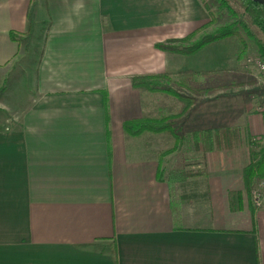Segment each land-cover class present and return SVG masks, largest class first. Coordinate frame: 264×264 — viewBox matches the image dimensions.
<instances>
[{
    "label": "crops",
    "instance_id": "crops-1",
    "mask_svg": "<svg viewBox=\"0 0 264 264\" xmlns=\"http://www.w3.org/2000/svg\"><path fill=\"white\" fill-rule=\"evenodd\" d=\"M208 20L199 0H0V80L37 58L23 112L0 107V264H264V205L221 157L263 136L264 89L244 82L239 54L231 63L236 39L193 56L156 46ZM187 71L210 76L180 79L182 93L212 90L178 138L128 135L180 107L132 79L169 73L178 89ZM220 129L241 134L217 153ZM161 143L176 149L162 159Z\"/></svg>",
    "mask_w": 264,
    "mask_h": 264
},
{
    "label": "trees",
    "instance_id": "trees-1",
    "mask_svg": "<svg viewBox=\"0 0 264 264\" xmlns=\"http://www.w3.org/2000/svg\"><path fill=\"white\" fill-rule=\"evenodd\" d=\"M209 15V21L203 26L193 31L183 39L167 41L166 43L157 44V48L165 51L185 56H193L209 47L223 43L229 39H236L242 44V51L239 54V60L247 54L249 46L243 34L248 37L256 47L257 58L264 63V6L250 0H217L218 5L223 11H227L233 18L231 23L225 24L214 29L218 23V16L212 11L206 0H200ZM222 13V12H221ZM220 13V14H221ZM213 31L208 32V30ZM201 36V37H200ZM256 58V57H255ZM247 62V61H246ZM246 64V63H245ZM244 66V65H243ZM246 66V65H245ZM209 73H194L187 71L178 74L177 87L172 88L170 85L172 79L169 73L163 75H146L134 77L132 79L133 87L136 89H145L149 92H163L175 98L180 107L174 115L160 118H144L140 121H132L124 124L125 132L130 136H140L146 133L166 134L171 138H178L179 134L176 129L177 121L183 119L196 103V97L202 92L207 93L212 90L191 89L194 95L182 93L179 88L187 87L182 78L194 79L196 77H208ZM229 89V87H224ZM240 132L231 129H220L217 131V137L214 141V149L217 153L230 150L234 144L237 145L240 140ZM253 158L243 170V188L248 197L253 199V192L259 189V185L264 181V135L261 139L252 143ZM166 150L161 153L163 159L174 152ZM164 173V170H162ZM160 179L161 169H160ZM233 194V193H232ZM254 202V201H253ZM264 205V203H263Z\"/></svg>",
    "mask_w": 264,
    "mask_h": 264
},
{
    "label": "rangeland",
    "instance_id": "rangeland-1",
    "mask_svg": "<svg viewBox=\"0 0 264 264\" xmlns=\"http://www.w3.org/2000/svg\"><path fill=\"white\" fill-rule=\"evenodd\" d=\"M206 2L210 5L212 11L218 16V18H217L218 23L214 26L215 27L214 29L219 28L221 26H224L225 24L231 23L233 21V18L230 17L229 13L225 10L223 11V9L220 8L217 0H206ZM211 31H213V29L208 30V32H211ZM243 35L245 37V40L248 43L249 49H248L247 54L243 56V58L241 60L240 67L244 65L243 67L246 70H241V69H237V70H241L243 72L242 75L244 76L245 79H243V78H241V79H243L244 82L246 81V84L247 83H251V84L257 83L259 85L258 89L260 87H261V89H264V72L260 71L255 66L249 65L247 63L248 59H251L253 61V58H255V57L257 58L256 47L253 44V42L248 37L245 36V34H243ZM236 42H237L236 46L239 45V52H236L235 48H234V50L231 51L232 57H234V58H231V60H230L231 63L233 60L237 59L238 54L241 53L242 48H243L242 44L240 42H238V41H236ZM18 61L16 63H14V67L16 68L15 71L13 73H10L4 79L0 80L1 81L0 82V107L7 108V103L9 104L10 107L20 105V107H18L19 108L18 110L20 112L23 110L24 105L27 104L29 99L32 96H34V90H33L32 82H31V78H30L31 74L33 73V70L27 69L28 73H27L26 77H24L25 75H22V74L26 72V69H25L26 66H28V67L32 66L33 67V65H35L37 58H35L34 53H31V54L28 53L27 57L25 59L20 58V59H18ZM20 63L22 64V67L19 66ZM29 74H30V77H29ZM228 80H230V75L229 74H223V81L225 82ZM208 81L209 80L202 82L203 83L202 85H205V83L206 84L208 83V85L211 86L212 83H210ZM228 90L229 89L224 88V91H228ZM224 97H225V94H224ZM207 106H208V104H207ZM253 106H255V105L253 104ZM262 110H264V99H263L262 103H260L259 105H256L257 114L262 116L263 121H264V113L260 112ZM0 111H2V110H0ZM12 111H13V109L10 110V112H12ZM19 112H16L15 115L18 116ZM5 117H6V112H4V113L0 112V119L3 120L2 123H4L3 124L4 126L7 123V118H5ZM263 135H264V133H263ZM163 144H166V143H163ZM163 144L161 143L162 147H160V151H159L160 154L162 152H164L165 150H167L166 146ZM253 147H255V146L253 145ZM250 150L251 151L247 152V154H246L245 148L243 150L239 149V150L233 151V152L231 151L228 153H222L221 157L226 158L228 160H231L232 162H234V160H236V161L238 160V166H239L238 172H239L240 176H241V174L243 176V170L242 169L245 168L244 166H247L249 163L252 162V160H254L252 154L255 150L252 147ZM209 156L210 155H208V157ZM242 186H243V184H242Z\"/></svg>",
    "mask_w": 264,
    "mask_h": 264
},
{
    "label": "built area",
    "instance_id": "built-area-1",
    "mask_svg": "<svg viewBox=\"0 0 264 264\" xmlns=\"http://www.w3.org/2000/svg\"><path fill=\"white\" fill-rule=\"evenodd\" d=\"M249 65L255 66L260 71L264 72V63L258 59L253 58V61L251 59H248L247 62ZM261 113H264V110L260 111ZM263 115V114H262ZM253 201L256 208H261L264 203V181L260 183L259 189H256L253 192Z\"/></svg>",
    "mask_w": 264,
    "mask_h": 264
},
{
    "label": "water",
    "instance_id": "water-1",
    "mask_svg": "<svg viewBox=\"0 0 264 264\" xmlns=\"http://www.w3.org/2000/svg\"><path fill=\"white\" fill-rule=\"evenodd\" d=\"M250 1H253L255 3L261 4L264 6V0H250Z\"/></svg>",
    "mask_w": 264,
    "mask_h": 264
}]
</instances>
